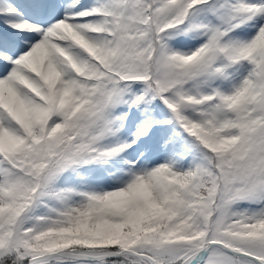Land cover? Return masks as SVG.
<instances>
[{
	"label": "snow or ice",
	"instance_id": "snow-or-ice-1",
	"mask_svg": "<svg viewBox=\"0 0 264 264\" xmlns=\"http://www.w3.org/2000/svg\"><path fill=\"white\" fill-rule=\"evenodd\" d=\"M0 264H264V0H0Z\"/></svg>",
	"mask_w": 264,
	"mask_h": 264
}]
</instances>
